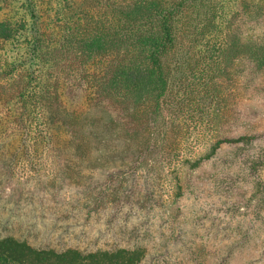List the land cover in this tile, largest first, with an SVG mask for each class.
Wrapping results in <instances>:
<instances>
[{
	"label": "trees",
	"instance_id": "trees-1",
	"mask_svg": "<svg viewBox=\"0 0 264 264\" xmlns=\"http://www.w3.org/2000/svg\"><path fill=\"white\" fill-rule=\"evenodd\" d=\"M2 9L0 139L1 147L17 144L10 159L35 152L67 163L53 165L56 179L72 172L70 158H89L97 141L98 157L130 162L134 172L154 150L171 159L194 105L212 134L203 152L182 158L188 169L224 145L264 138V127L230 134L242 115L264 114L242 99L243 89L264 101V0H0ZM180 46L187 54L177 53ZM194 46L202 54L196 60ZM174 75L185 77L181 96L170 86ZM261 159L252 161L254 172ZM144 257L141 246L57 250L0 236V264H140Z\"/></svg>",
	"mask_w": 264,
	"mask_h": 264
},
{
	"label": "rangeland",
	"instance_id": "rangeland-1",
	"mask_svg": "<svg viewBox=\"0 0 264 264\" xmlns=\"http://www.w3.org/2000/svg\"><path fill=\"white\" fill-rule=\"evenodd\" d=\"M6 12L2 9L0 17ZM199 47L194 46L195 60L202 55ZM186 50L180 46L177 53ZM188 74L183 81L187 85L193 83ZM201 75L194 71V84L202 81ZM185 77L171 79L176 95L181 96L179 80ZM242 99L263 113L259 95L242 89ZM199 114L194 105V121L179 126L170 160L154 150L134 172L130 162L98 157L102 145L96 141L88 149L89 158H70L72 172L53 179V165L67 163L35 152L10 159L7 154L17 144L1 147L6 143L1 138L0 236L57 250L141 246L145 257L140 264H264V161L262 169H251L252 161L264 158V138L224 145L212 159L188 169L182 158L203 152L212 134ZM263 127L264 114L257 119L242 115L230 134Z\"/></svg>",
	"mask_w": 264,
	"mask_h": 264
}]
</instances>
